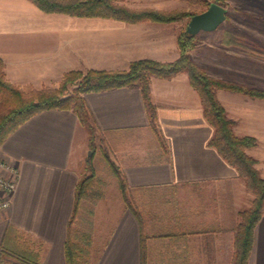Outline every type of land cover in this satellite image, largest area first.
Returning <instances> with one entry per match:
<instances>
[{
    "label": "crops",
    "instance_id": "0c3cea01",
    "mask_svg": "<svg viewBox=\"0 0 264 264\" xmlns=\"http://www.w3.org/2000/svg\"><path fill=\"white\" fill-rule=\"evenodd\" d=\"M149 1L128 7L168 10L166 0ZM180 28L45 13L31 0H0V59L6 80L20 90L56 89L71 71L173 62ZM150 98L160 135L150 128L139 89L84 96L99 134L113 149L137 215L126 206L103 157L114 187L95 190L81 202L75 229L82 236V263L232 264L236 213L250 204L251 195L237 170L209 145L214 129L187 73L152 78ZM217 98L237 124L242 119L247 127L242 136L258 140L247 153L264 178V102L225 91ZM89 142L70 110L41 112L6 139L0 154L20 176L10 211L0 214V264H67L76 187L90 175L84 174ZM248 264H264V216L254 229Z\"/></svg>",
    "mask_w": 264,
    "mask_h": 264
},
{
    "label": "trees",
    "instance_id": "16d2710c",
    "mask_svg": "<svg viewBox=\"0 0 264 264\" xmlns=\"http://www.w3.org/2000/svg\"><path fill=\"white\" fill-rule=\"evenodd\" d=\"M123 0H31L45 13H60L74 17L105 18L123 21L130 24L146 21L156 23H179L186 18L197 15L188 11H159L155 9H129L119 5ZM200 3L207 8L212 3L225 8L227 0H189ZM204 12V11H203ZM202 13V12H201ZM200 14V13H199ZM234 36L225 33L223 43L233 45ZM179 57L170 63L153 60H140L130 64L125 71L89 70L86 73L71 71L66 73L56 89L20 90L10 84L4 74V63L0 59V148L6 139L21 125L35 115L49 110H70L76 114L80 124L88 131L90 146L98 132L95 120L88 108L84 96L88 93H100L119 88L139 89L146 106L150 128L160 135L157 125L156 107L150 98V82L152 78L169 80L181 73H187L191 87L198 93L202 101L206 121L214 129L209 142L222 158L234 167L254 199L250 208L239 213V222L235 228L234 258L232 264H248L254 239V229L264 216V178L256 169L257 161L246 154V150L258 145L256 138L237 136L234 133V121L217 98L218 90L247 95L251 98L263 99L264 91L249 89L226 83L209 76L191 59L190 53L197 47L195 36L185 29H180L177 36ZM103 156L108 162L126 206L137 215L129 199V187L125 177L112 164L107 153ZM100 180L92 172L84 177L75 191V205L72 218L68 224L65 254L67 264H84L81 260V237L75 229L76 218L81 201L92 191Z\"/></svg>",
    "mask_w": 264,
    "mask_h": 264
},
{
    "label": "rangeland",
    "instance_id": "374dc122",
    "mask_svg": "<svg viewBox=\"0 0 264 264\" xmlns=\"http://www.w3.org/2000/svg\"><path fill=\"white\" fill-rule=\"evenodd\" d=\"M128 3L130 6H136L137 4L143 6L151 4L152 2L149 0H123L119 5L129 8ZM166 8L168 9L166 11L183 10L194 14H199L208 9L207 6L203 4L196 2L193 3L189 0H166ZM225 9L227 10L226 19L216 30L212 32L202 31L195 36L197 47L191 51L193 52L191 59L209 76L219 79L220 81L244 86L249 89L264 91V0H227ZM190 20L191 17L179 22L180 29H185ZM225 33H231L234 38H231L230 40L236 43L233 45H225L223 43ZM219 91L224 90H218V92ZM225 92L244 95L230 91ZM251 99L264 102L263 99ZM227 116L229 117L228 113ZM232 120L235 124L233 128L234 133L236 134V130L238 129L240 133L236 135L243 137L241 130L246 132L247 127L243 126L242 119L238 121V124L234 119ZM250 124H253L251 125L250 130H254L256 128L255 124L251 122ZM237 125L238 127H236ZM154 133L157 134L156 132ZM104 139L105 138L97 132L94 138V143L90 146V150L87 152L86 157L88 168L84 171V174H90L93 172L95 175L97 174L96 177L98 180L99 177L102 180L101 183L96 186V191H100V189L103 191L112 190L114 187V177L111 176L103 158L104 150L114 165L115 163L113 162L112 155L113 149L105 144ZM248 150H246V154L250 156L247 153ZM250 157L254 158L252 156ZM257 163L255 165L256 169ZM243 183L246 190L251 195V200L248 206H244L238 211V213H236V226L239 222V213L250 208L254 199L253 193L247 188L244 181ZM94 192L95 191H92L91 193Z\"/></svg>",
    "mask_w": 264,
    "mask_h": 264
},
{
    "label": "built area",
    "instance_id": "2783aa9c",
    "mask_svg": "<svg viewBox=\"0 0 264 264\" xmlns=\"http://www.w3.org/2000/svg\"><path fill=\"white\" fill-rule=\"evenodd\" d=\"M19 176L17 166L0 154V214L10 211Z\"/></svg>",
    "mask_w": 264,
    "mask_h": 264
},
{
    "label": "water",
    "instance_id": "95a60500",
    "mask_svg": "<svg viewBox=\"0 0 264 264\" xmlns=\"http://www.w3.org/2000/svg\"><path fill=\"white\" fill-rule=\"evenodd\" d=\"M227 10L215 3L209 8L191 18L186 27V32L196 36L200 32H212L216 30L226 19Z\"/></svg>",
    "mask_w": 264,
    "mask_h": 264
}]
</instances>
